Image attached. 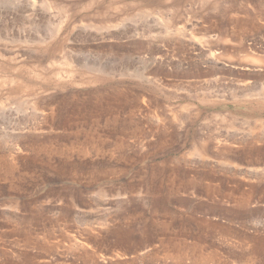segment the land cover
<instances>
[{"label":"rangeland","instance_id":"rangeland-1","mask_svg":"<svg viewBox=\"0 0 264 264\" xmlns=\"http://www.w3.org/2000/svg\"><path fill=\"white\" fill-rule=\"evenodd\" d=\"M263 62L264 0H0V264H264Z\"/></svg>","mask_w":264,"mask_h":264},{"label":"bare ground","instance_id":"bare-ground-1","mask_svg":"<svg viewBox=\"0 0 264 264\" xmlns=\"http://www.w3.org/2000/svg\"><path fill=\"white\" fill-rule=\"evenodd\" d=\"M247 61H249V60H247ZM167 249L169 250V252L174 253V256L176 255L175 258H177L178 260H181L182 255L183 254L185 255V254L189 253V251H190V252H192L195 255V256L192 255V254L190 255L192 257V258L191 257L190 258L192 259V261L194 262V264H196V263H199V264H205L206 263L207 264V262H212V260H211L212 259V255L211 254H208V253H203V251L201 249H197L198 251L196 250V248L195 249L187 248L188 250L187 249L184 250L182 248V245L175 244V243L169 245ZM162 250L166 252L165 246L162 247Z\"/></svg>","mask_w":264,"mask_h":264}]
</instances>
